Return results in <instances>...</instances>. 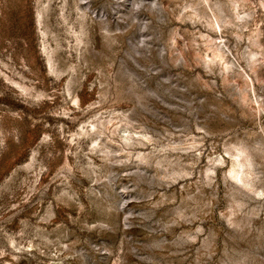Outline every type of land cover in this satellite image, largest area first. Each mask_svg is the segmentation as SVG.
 Returning <instances> with one entry per match:
<instances>
[{"label": "rangeland", "instance_id": "obj_1", "mask_svg": "<svg viewBox=\"0 0 264 264\" xmlns=\"http://www.w3.org/2000/svg\"><path fill=\"white\" fill-rule=\"evenodd\" d=\"M0 264H264V0H0Z\"/></svg>", "mask_w": 264, "mask_h": 264}]
</instances>
